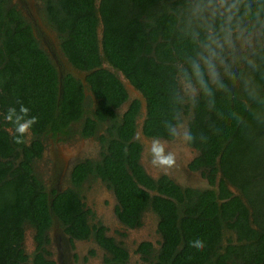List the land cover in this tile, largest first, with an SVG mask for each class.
Wrapping results in <instances>:
<instances>
[{
    "label": "trees",
    "instance_id": "trees-1",
    "mask_svg": "<svg viewBox=\"0 0 264 264\" xmlns=\"http://www.w3.org/2000/svg\"><path fill=\"white\" fill-rule=\"evenodd\" d=\"M44 2L64 56L82 76L87 74V85L68 74L60 91L58 69L32 26L9 0H0V264H27V224L36 230L39 244L33 264H53L44 245L54 217L73 237L90 238L93 228L79 193L69 190L51 203L35 171L44 150L42 133L62 130L89 113L83 124L86 135H93L99 123L109 124L115 134H110L102 162L75 168V185L78 189L90 175L101 178L118 199L119 218L131 227L140 225L143 213L152 209L163 237L154 264H264V41L254 53L249 78L224 75L220 78L226 90L210 83L213 96L200 91L193 101L188 143L199 155L190 168L202 170L218 189H184L168 177L154 181L140 165L142 146L133 137L142 102L132 101L120 116L129 93L103 62L143 95L144 135L174 139L165 122L179 124L187 110L179 77L188 69L187 59L201 51L187 32L191 0H101L99 6L97 0ZM251 2L259 16L246 17L243 27L264 31V0ZM205 36L201 29L199 40ZM21 104L38 117L30 144L27 137L17 144L14 126L3 118ZM226 231L237 234L238 242L225 248ZM94 235L111 255L106 264H126L129 254L123 245L107 238L104 228ZM196 239L204 241L202 250L190 246ZM150 249L145 243L140 252L148 255Z\"/></svg>",
    "mask_w": 264,
    "mask_h": 264
},
{
    "label": "flooded vegetation",
    "instance_id": "flooded-vegetation-1",
    "mask_svg": "<svg viewBox=\"0 0 264 264\" xmlns=\"http://www.w3.org/2000/svg\"><path fill=\"white\" fill-rule=\"evenodd\" d=\"M13 6H15V5H13ZM15 7L21 12V14L27 20V22L32 26V29H33V32H34V35H35V38L37 39V41H38V38L36 35V28L37 27L39 28L41 34L48 38L44 41V44H46V46L47 45L50 46V48L53 47V49L50 51L46 47V49H44V50L49 55V57L51 58L52 62L55 64L57 69L64 67V70H66V72H64L63 76H67L68 74H73L74 76H76L78 78H82L81 73L79 71H77L76 69H74L70 64L65 66V63H61L59 65L60 67L58 68V66L55 63V62H59V58L61 60L64 58V61H67V62H68V60L64 56L63 51L61 49V40H60L59 34L54 29H52V27L50 26V24L48 22V18H47L46 11H45L46 7H45L44 0H41V3L38 4V8L43 7L42 9L44 12V14H42V16L39 19V23L37 21H35L32 17H28V16H30V12H32V15H34V13H33L34 10L32 11L33 0H19V4H17V6H15ZM43 15H44V18H43ZM48 28L52 29L53 34L49 35L46 32V29H48ZM39 44L41 45V47L43 46V44L41 42H39ZM62 73H63V71H62ZM126 89H127V92L129 93L130 91L128 90V88H126ZM136 91H138V90H136ZM91 97H93V101H95L94 96L91 95ZM142 97H143V95H142ZM134 100H140L141 101L140 98L131 99V96L129 95V101H127L123 105V107H126L124 112L128 110L130 103ZM145 104H146V102H145ZM94 107H95V105H93V108ZM141 110H142L141 111L142 117L137 120V129H136L135 135L133 137V141L139 142L142 146V152H141V156H140V160H139L140 165L143 167V169L147 173V175L156 182L159 181L160 179L164 178V177H168L170 180H173L177 185H179L180 187H182L184 189L191 188V187H189L191 182L193 180H195L197 176L203 174L202 170H192L190 168L193 161L199 155L198 151L194 147H192L188 144V147L192 150V153L194 154V156H193V158H191V160H189L186 168L183 167V165L185 166L183 160L181 158L177 159V157H176V166L174 169L177 168L178 170H182V173L185 175V179L187 180V182L185 184H179L178 181H175L172 178V171L167 175L160 174L159 172H153L148 167V165L146 163L148 160L147 159L144 160V157L148 156L149 144L153 138L145 136L144 132H143V126H144V121H145V117H146V115L143 113V103H142ZM118 113L120 114V116L123 117V113L121 112V110H119ZM89 116H91V113L84 114V116L80 120L71 122L68 127H63L62 130L51 129V131L42 133L43 136H42L41 140H42V143L44 146V150L42 152V155H41V158L39 159V161L41 160L45 164H47L48 161H51L50 184L47 185L46 181L45 180L42 181V179H41V181L44 184L45 191L47 192V194L49 196V201L52 203L57 196L62 195L63 193H65L69 190L77 191L79 193L80 197L82 198L81 200L85 206L84 209L88 212L89 224L91 225V228H93V231L90 235V238H88V239L76 238V237H73L72 235L68 234L65 231V228L62 225L61 221L57 217H54L52 225L50 226V228L47 231L49 243L44 245V249L47 251V254L45 255V257L48 261H50L53 264H90L91 258L98 254L97 250H92L91 252H87L86 249H81V248H83L84 245L92 244V245H94V247L100 248L105 253L104 257L110 258L111 255L108 252V250H105L96 241V239H95L96 237L94 235L96 229L104 228V234L107 238L112 239L116 244L123 245V247L127 250L128 254H129V258H128V261L126 262V264H128V262L133 257V253L131 252V248H129V247L127 248L124 243L119 242L118 241L119 239L116 236H114L113 234H111L112 233L111 230H109L103 223H98V219L95 220V218L97 217L96 212L94 211V209H92L89 206L88 203H86V198L84 197V194H82V192H81V189L84 188V186L92 178H94L95 180H97L100 183H103V184H106V183L101 178L96 177L94 175H90L89 177L86 178V180L77 189L75 182H74V179H73L74 170L78 165H80L82 163H91L94 165L95 163L102 162L104 160L105 155L108 154V140L110 139V134H115V132H110L108 130V126H109L108 123H107L108 126L105 123H99L98 129L96 130V132L93 135H86V132H84V130H83V124ZM32 134L33 133L31 132L30 136L27 137L28 144H30L31 141L33 140ZM65 134H80V136L78 137V140L73 141V143L70 144V146L72 147L71 150L68 149L67 146H60V144H59V139L62 136H66ZM47 136L50 137L49 138L50 146H48L44 140V138ZM99 136H100V140H101L102 144L104 145L103 151L101 153H99L98 156L97 155L89 156V150H90L89 145H87L84 141L90 140L93 138L99 139ZM179 136H181V141H183L184 137L180 134H178L172 140H167V139H163V138H161V139L168 141V142H172V141L176 140ZM54 138H55V143L53 142ZM187 143H188V141H187ZM70 151H71V153H70ZM174 154H175V156H177V154L179 155V152H175ZM179 162L181 163V165L179 164ZM36 169H37V167H36ZM205 178H206L207 185L204 188H201L198 190L203 191V190H206L209 188L218 189L217 188L218 185L216 187L211 186L208 178L207 177H205ZM229 187H230V189H232L231 185H229ZM151 194L156 195L158 193L157 192H151ZM116 201H117V203H116L113 211H114V214L116 215V218L118 219L119 225H120V227L117 228L119 230V236H122L123 239H128V240L130 239V240L134 241V248H135L134 250H135L136 256L140 257V258L143 257L147 261L149 260V261H151L152 264H154L156 262V257H157L158 253L160 252V250L162 249V246H163V237L159 231V222H157L158 227H156L157 228L156 235L158 236L156 241H154L152 239H148L149 237L147 236V234L142 233L140 231L135 235L134 232H136L138 229L142 228L143 216H144L146 211L143 213V215L141 217V224L134 226V227H131V226L124 224L121 221V219L119 218V215H118L119 202H118L117 197H116ZM149 211L154 212L152 209H149ZM152 214H153V218H156L160 221L159 216L155 212ZM91 220H94L92 224L90 223ZM226 232L228 233V235H226V237L224 236V238L222 240L223 241L222 245L225 248L228 247V244L230 243V241H233L235 244L238 242L237 234H235L233 231H226ZM226 232H225V234H226ZM33 239H34V244H35L34 248L32 250H30L29 252L26 251V254L29 255L27 264H33V257L32 256L37 251L38 246H39L38 242L36 241V230L35 229H34ZM224 239L226 240L225 243H224ZM145 243H148L151 245L150 253L148 255H144L142 252H140L141 245H143ZM128 244H129V242H128Z\"/></svg>",
    "mask_w": 264,
    "mask_h": 264
},
{
    "label": "clouds",
    "instance_id": "clouds-1",
    "mask_svg": "<svg viewBox=\"0 0 264 264\" xmlns=\"http://www.w3.org/2000/svg\"><path fill=\"white\" fill-rule=\"evenodd\" d=\"M253 14L259 16V12L254 13L251 0H191L187 32L193 37L194 42L198 43L201 51L187 59L188 69L181 70L180 82L184 93L192 101H195L200 91L212 97L210 83L214 84L217 89L226 90L220 78L218 66L225 67L227 71V56L235 52V40L244 38V19ZM201 29L206 33L204 40H199ZM178 99L182 98L178 97ZM3 118L14 126L17 144L25 143V138L30 136L33 126L38 122V117L31 115L30 109L23 104L19 109L9 108ZM178 118L179 114L176 119ZM165 127L170 137L178 135L179 124L173 125L166 121ZM185 137L190 139L187 133ZM145 159L160 174L167 175L176 166L174 152L169 150L168 142L161 138L151 140L148 156ZM190 246L202 250L205 244L204 241L196 239L190 242Z\"/></svg>",
    "mask_w": 264,
    "mask_h": 264
},
{
    "label": "rangeland",
    "instance_id": "rangeland-1",
    "mask_svg": "<svg viewBox=\"0 0 264 264\" xmlns=\"http://www.w3.org/2000/svg\"><path fill=\"white\" fill-rule=\"evenodd\" d=\"M9 1L11 2L12 5H15V6H17V4H19V0H9ZM39 3H41V0H35V1L33 0L32 11L34 10L33 11L34 15H32V12H30V16H28V17H32L38 23H39L40 17L42 16V14H44L43 9H42L43 7L38 8ZM43 18H44V15H43ZM244 28H245V33H244L243 39L235 40V36H234L235 52L232 53L231 55L227 56V60H226L227 71L225 70V67L218 66L219 72H220V77H222L224 75L237 74V76H239L240 78H243V79L249 78V75H250L249 74V72H250L249 68L253 65L254 53L256 52L257 48L264 41V31L258 30L256 32L255 31L249 32L246 29V27H244ZM46 32L49 35L53 34V31L50 28L46 29ZM36 35H37L38 41L43 44V46H42L43 49H46V47L50 51L53 49V47L50 48V46H48V45L46 46V44H44V41L48 38L41 34L38 27L36 28ZM55 63L58 66V68L60 67L59 65L61 63H65V66L69 65V63L67 61H64V58L62 60L59 58V62H55ZM103 67L106 69H109L110 71L117 73L118 77L122 79V82L124 83L125 87H127L128 90L130 91L129 95L131 96V99L139 98L140 94L135 89L129 88L128 85L131 83H129V81L125 78V76L123 74H121L119 71L114 70L106 61L103 62ZM59 69L61 71H63V74H64V72H66V70H64V67L59 68ZM179 78H180L179 79L180 92L182 94V97L184 98L185 105L187 106V110L184 111L181 115L179 127L177 128V132H178V134L182 135L184 138H183V141H181V136H179L176 140H174L172 142H168V141L167 142H168L170 151H172L174 153L179 152V155L177 154L176 157H177V159L181 158L183 160L185 166L183 164L182 165H183V167L186 168L189 160H191V158H193V156H194V154L192 153V150L188 147V144H189V143H187L188 139L185 137V133L188 134V131H189V123H190L191 117H192V111H191L192 107L191 106H192L193 101L184 93L182 84L180 82L181 76ZM198 96H199V92H198L196 98ZM125 109H126V107H123L121 109V112L123 113ZM65 135L66 136H62L59 139V144H60V146H67V148L71 150L72 147L70 146V144L73 143V141L78 140V137L80 136V134H65ZM49 138H50L49 136L44 138V140L48 146H50ZM53 142L55 143V138H54ZM84 142L87 145H89V149H90L89 150V156H94V155L98 156L99 153H101L103 151L104 145L102 144V142L100 140V136H99V139L93 138L90 140H85ZM70 153H71V151H70ZM145 157H144V160H146ZM146 163H147L148 167L153 172H157L155 169H153L150 166L148 161ZM179 164L181 165L180 162H179ZM35 166L37 167V169L35 167V171H36L37 175L40 177V179H42V181L45 180L47 185H49L50 184V175H51V161H48L47 164H45V163H43V161L38 160L36 162ZM172 178L175 181H178L179 184H185L187 182V180L185 179V175L182 173V170H178L177 168L172 170ZM206 185H207L206 178L202 174V175L197 176L196 179L191 182L189 187H191L193 189H201V188H204ZM231 190L233 192H235L236 194H239L235 188L232 187ZM81 192H82V194H84V197L86 198V203H88L89 206L92 209H94V211L96 212L97 217L95 218V220L98 219V223H103L109 230H111V232H112L111 234L116 236L119 239L118 240L119 242L124 243L127 248L128 247L131 248V252L133 253V257L128 262V264H152L151 261H149V260L147 261L143 257L140 258V257L136 256V253L134 250L135 249L134 248V241H132L130 239L129 240L123 239L122 236H119V230L117 228H119L120 225H119V221L116 218V215L114 214V211H113L115 208V205L117 203L116 195H115L114 191L107 184L100 183L97 180H95L94 178H92L84 186V188L81 189ZM152 213H154V212L149 211V210H147L145 212V214L143 216L142 228L138 229L136 232H134V234L136 235L140 231L142 233H146L147 236L149 237L148 239H152V240L156 241L158 238V236L156 235V233H157L156 227H158L157 222H159V220L156 218H153ZM93 221L94 220H91L90 223L92 224ZM33 235H34V229L32 228V226L27 224L25 226V240H24V245H23L25 252L26 251L29 252L30 250H32L34 248L35 244H34ZM226 235H228L227 232L225 234V237H226ZM128 242H129V244H128ZM225 242H226V240L224 239V243ZM81 249H86L87 252H91L92 250H97L98 254L91 258L90 264H106V262H105L106 257H104L105 253L100 248H96V247H94V245L89 244V245H84V247Z\"/></svg>",
    "mask_w": 264,
    "mask_h": 264
},
{
    "label": "water",
    "instance_id": "water-1",
    "mask_svg": "<svg viewBox=\"0 0 264 264\" xmlns=\"http://www.w3.org/2000/svg\"><path fill=\"white\" fill-rule=\"evenodd\" d=\"M100 2H101V0H97V6H99L100 5ZM101 18V17H100ZM98 36H99V39L101 40L102 38H103V23H102V20L100 21V26H99V28H98ZM101 52H102V47H101ZM101 54H103V52L101 53ZM58 73H59V83H60V91H62V80H63V73H62V71L60 70V69H58ZM122 74V73H121ZM86 75L87 74H83V76H82V82H83V84L86 86L87 85V83H86ZM124 78V77H123ZM120 80H121V82H122V79L121 78H119ZM123 83V82H122ZM129 83H130V81H129ZM124 84V83H123ZM129 86V88H131V89H135V87L132 85V84H129L128 85ZM127 88V87H126ZM87 92V95L89 94L88 93V91H86ZM139 93V92H138ZM140 94V93H139ZM139 98L141 99V102L143 103V113L146 115L147 114V109H146V104H145V100H144V98L142 97V95L140 94V96H139Z\"/></svg>",
    "mask_w": 264,
    "mask_h": 264
}]
</instances>
